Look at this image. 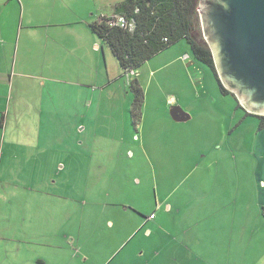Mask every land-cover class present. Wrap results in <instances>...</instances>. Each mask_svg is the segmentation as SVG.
Returning a JSON list of instances; mask_svg holds the SVG:
<instances>
[{"label": "rangeland", "instance_id": "rangeland-1", "mask_svg": "<svg viewBox=\"0 0 264 264\" xmlns=\"http://www.w3.org/2000/svg\"><path fill=\"white\" fill-rule=\"evenodd\" d=\"M196 26L200 39L208 46L198 15ZM101 44L107 51V59L103 52L99 54L103 66L97 70V89L93 91L97 106L93 111L99 109L98 114L112 110V116L110 113L107 117H95L94 130L98 132L93 135L88 129L82 134L81 141L86 143L77 150L82 161L78 183L69 187L55 177L56 184L43 190L46 205L34 212L36 225L31 229L32 233L43 235V239H34L30 248L47 252L53 261L50 264L56 260L59 264H107L105 258H95L90 233L87 235L89 230H81L80 224H108L110 216L105 213L109 214V209L118 210L111 217L115 220L125 210L144 219L155 212L156 219L170 205L171 211L163 224H180L170 231L171 242L175 244L160 249V257L145 259L144 264H264V129H260L259 117L248 115L233 97L222 93L215 73L195 59L186 40L153 57L132 75L120 67L111 48L103 41ZM135 81L145 93L143 116L136 125L131 114L135 99L131 85ZM66 99L64 109H72ZM175 106L181 107L191 119L175 122L171 116ZM118 110L127 114L126 119L117 116ZM63 129L67 136L72 128L63 125ZM122 136L127 138L128 148L120 145ZM110 141L116 144H104ZM74 152L76 155V149ZM99 158L103 159L101 164ZM6 167L2 165V178ZM47 168L51 167H44L41 178L49 177ZM14 183L24 185V181ZM69 190L75 194L69 195ZM33 192L34 202L39 203L41 191ZM134 196L139 197L143 214L134 215L131 208ZM69 197V204L66 202L64 206L62 200ZM107 202L118 207H104ZM56 203L60 207H54ZM9 215L0 213V233H7L1 224L8 223ZM23 216V210L18 209L12 224H23ZM60 224H64V234L59 233L63 227ZM187 224H210L215 233L202 232L194 226L196 230L188 235ZM219 224H237L241 234L245 227L247 232L237 234L234 244L229 241L217 244L216 238L218 242L224 238L217 235L222 231ZM197 232H202L205 254H199L196 240L194 245L187 241L196 237ZM61 235L65 236V246L52 240H61ZM3 244L0 243L1 249ZM188 246L192 247V254L185 251ZM56 255L62 258L61 262Z\"/></svg>", "mask_w": 264, "mask_h": 264}, {"label": "crops", "instance_id": "crops-1", "mask_svg": "<svg viewBox=\"0 0 264 264\" xmlns=\"http://www.w3.org/2000/svg\"><path fill=\"white\" fill-rule=\"evenodd\" d=\"M119 3L113 0H0V184L1 181L4 183L0 186V213L10 214L8 223L1 224L7 233H0V243H4L0 248V264L53 262L47 252H40L41 248H30L34 239H43V235L31 232L36 225L33 224V214L46 205L44 191L56 184L55 177L69 187L78 183L82 161L77 150L86 143L81 141L82 134L88 129L93 135L98 132L94 130L95 117H107L110 113L112 116V110L98 114L99 109L93 111L97 106L96 92H93L97 89V70L103 66L99 54L103 52L107 59V51L91 25L102 17L114 16ZM65 98L71 102L72 109H64ZM116 114L123 115L124 119L127 117L124 111L118 110ZM63 125L72 128L67 136ZM8 133L11 134L9 140ZM49 133L56 135L49 136ZM96 144L93 145L96 147ZM104 144L113 146L116 141ZM121 144L128 148L126 137H121ZM3 164L7 167L2 178ZM13 166L20 168L14 170ZM21 166H25L24 169ZM44 167H51L46 169L49 177L41 178L39 175ZM17 181H24V185L17 186L14 183ZM34 190L41 191L39 203L34 202ZM70 194L73 196L75 191L69 190ZM134 197L131 207L135 210L134 215L143 214L139 197ZM68 199L71 200L70 197L62 200L64 206L66 202L69 204ZM107 203L109 205L105 203L104 207H118ZM54 207L60 206L56 203ZM18 209L24 212L23 224H12L14 212ZM112 210L105 213L110 216L108 224H80V229L89 230L87 235L90 233L92 240L89 243L93 245L95 258L101 256L107 264H144L145 259L152 261L160 257V249L166 250L175 244L171 242L170 231L178 229L180 224H163L168 211L161 217L157 215L156 219H151L156 214L152 212L144 219L143 216L129 215L125 210L115 220L111 217L117 215L118 210ZM187 226H190L188 235L196 230L194 226L200 227L202 232L215 233L210 224ZM219 227L222 231L217 235L224 238L219 242L216 238L217 244L222 241L234 244L237 234L241 236L247 232L245 227L241 234V227L237 224H219ZM63 228L60 227V234H64ZM201 233H195L196 237H189L187 241L194 245L196 240L199 254H205ZM61 236V240H52L65 246V236ZM124 246L127 247L125 253L119 251ZM44 248L47 249V245ZM55 248L62 250V247ZM185 251L193 253L191 246ZM56 256L61 262L62 258Z\"/></svg>", "mask_w": 264, "mask_h": 264}, {"label": "trees", "instance_id": "trees-1", "mask_svg": "<svg viewBox=\"0 0 264 264\" xmlns=\"http://www.w3.org/2000/svg\"><path fill=\"white\" fill-rule=\"evenodd\" d=\"M198 7L199 0H125L116 6L114 16H124L132 22L135 25L133 32L110 28L98 22L92 24L91 28L97 37L111 48L125 73L137 71L153 57L186 40L195 59L215 73L222 93L233 97L239 108L244 109L237 97L221 82L213 52L199 37L196 26ZM131 88L135 96L131 114L136 125L143 116L145 93L136 81L132 83ZM259 119L260 129H264V117Z\"/></svg>", "mask_w": 264, "mask_h": 264}, {"label": "water", "instance_id": "water-1", "mask_svg": "<svg viewBox=\"0 0 264 264\" xmlns=\"http://www.w3.org/2000/svg\"><path fill=\"white\" fill-rule=\"evenodd\" d=\"M198 16L221 82L247 113L264 117V0H199ZM171 116L191 119L179 106Z\"/></svg>", "mask_w": 264, "mask_h": 264}, {"label": "built area", "instance_id": "built-area-1", "mask_svg": "<svg viewBox=\"0 0 264 264\" xmlns=\"http://www.w3.org/2000/svg\"><path fill=\"white\" fill-rule=\"evenodd\" d=\"M99 24H106L110 28H121L128 31H134L135 25L129 22L124 16H112V17H102L98 20ZM134 71L128 72L127 74L132 75ZM129 76V75H128ZM155 215L151 216L154 219Z\"/></svg>", "mask_w": 264, "mask_h": 264}]
</instances>
